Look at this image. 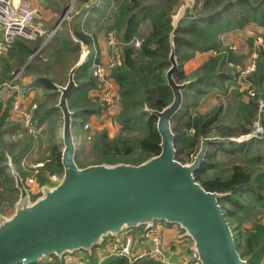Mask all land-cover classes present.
I'll use <instances>...</instances> for the list:
<instances>
[{"label":"trees","instance_id":"obj_1","mask_svg":"<svg viewBox=\"0 0 264 264\" xmlns=\"http://www.w3.org/2000/svg\"><path fill=\"white\" fill-rule=\"evenodd\" d=\"M151 1L154 3H149V0H115L116 9L112 13V20L105 25L106 30H113L118 39L116 51L118 61L111 71V76L118 84L119 110L114 121L119 124L120 130L112 139L104 132L96 136L93 141V147L98 153L96 162L138 163L159 151L156 117L144 107L160 109L172 97L170 87L166 83L165 70L169 66V34L173 28L174 15L171 13L170 0ZM171 1L174 3L176 0ZM245 2L250 5L246 7L247 9H253V14L264 17V0H196L195 16L182 17L176 25L174 42L179 66L174 75L178 81L192 79L183 91L182 107L172 119L176 155L196 152L199 138L212 133V128L215 133L219 132L213 125L216 114L214 111L204 114L195 112L193 115L183 112L188 107L197 106L200 97L207 91L203 84L218 82L222 87V82L231 79L234 74L224 65L225 53L211 56L199 69L189 74L184 73L181 64L193 56L196 50H220L219 31L222 26L227 25L231 16L237 15L238 18L241 16L240 4L244 5ZM142 19L148 20V25L143 29L140 22ZM73 21L75 23V20ZM74 23L71 27L67 26L65 30L57 32L51 41L40 47L25 68L49 96L36 114L39 123L46 119L49 125H52L54 123L51 121L52 114L58 112V108L51 101L58 91L52 83L54 79L47 74V59L41 54L48 49L50 54L60 60L68 52L79 53L80 43L73 39L72 34L84 43H91L90 36L78 30ZM134 37L143 38L139 48H135L131 42ZM41 41V36L35 40L15 36L7 46L5 63L7 59L23 63L39 47ZM262 56L256 62L255 70L248 76L251 84L257 86V95L241 105L244 125H240V132L243 133L251 131V122L259 112L257 98H264V88L260 86L264 79ZM75 80L77 87L69 96V106L73 111V118L78 117L84 122L89 115L99 112L102 107L99 100H91L87 96V90L97 84L89 63L84 62L76 70ZM3 108L6 109V106L0 102V110L6 111ZM4 116L5 113L0 117V124ZM260 121L264 126V113ZM190 129L193 131H189ZM228 132L227 130L225 134L229 135ZM26 142L23 146L25 149L30 146L29 140ZM210 146L211 149L207 151L203 163L195 171V177L206 189L226 193L219 198V202L233 229L239 252L248 264H259L264 255V222L260 219L253 220L252 229L242 240L240 228L243 217H250L264 209V165L261 153V148L264 149V135L241 142H217ZM5 147L8 145L2 138L0 128V162L5 158L2 152V148ZM48 150L53 160L44 163L43 168L60 174L62 166L59 162L57 144L51 140ZM219 154L240 155L242 160L222 169L219 168L221 167ZM5 167V164L0 163V176L4 173ZM42 180L43 176L40 174L39 181ZM13 191L17 192V189L7 188L4 184L3 191H0V201L12 202L17 197V193L12 194ZM89 257H91L89 264H138L124 256L109 255L102 261H95L93 254ZM53 258L57 264H62L56 256ZM32 264L49 263L38 261ZM139 264L163 263L152 258H143Z\"/></svg>","mask_w":264,"mask_h":264},{"label":"water","instance_id":"obj_2","mask_svg":"<svg viewBox=\"0 0 264 264\" xmlns=\"http://www.w3.org/2000/svg\"><path fill=\"white\" fill-rule=\"evenodd\" d=\"M195 2H181L183 17L195 16ZM172 24L169 66L165 70L171 100L160 109L144 107L156 117L159 151L138 163H76L69 96L77 87L75 72L84 63L82 51L68 70L66 82L55 84L59 93L56 107L61 113L59 179L52 184L41 183L39 193L32 196L7 156L18 196L9 214L0 213V264H32L43 256L61 257L80 249L90 252L108 237L131 228L150 227L156 220L177 224L180 236L190 240L200 264H248L219 202L226 193L206 189L196 179L195 171L209 145L241 142L259 134L250 131L239 136H201L190 161L176 158L172 119L182 107L183 91L191 80L175 78L179 66L174 42L177 23Z\"/></svg>","mask_w":264,"mask_h":264},{"label":"crops","instance_id":"obj_3","mask_svg":"<svg viewBox=\"0 0 264 264\" xmlns=\"http://www.w3.org/2000/svg\"><path fill=\"white\" fill-rule=\"evenodd\" d=\"M26 1L37 7L36 5L37 3H35L37 0H26ZM149 1H150L149 3H154L151 0ZM182 1L183 0H176L174 3L171 0L169 1L170 2L169 4H171V13L174 15L173 21H175L176 23H179L183 17L181 15V12L183 11V7H181ZM71 2H73V0H71ZM39 3H41L39 7L40 8L39 14H41L42 15L41 17L45 19H48L49 17L54 19V17L58 13L63 12V8H65L67 4L65 1L62 0H54V4H55L54 6H51V3H49L46 0H41L39 1ZM77 4H79L78 8L80 9V12L77 11L76 12L77 15L74 18L76 27L78 26V30L83 31L90 36L91 43H84V41L75 37L74 34H72L73 39L79 41L81 51L79 50L77 58L67 68L66 70L67 73L71 65L79 58L80 53L82 51L84 52L85 55L84 62L89 63V65L93 59L97 60L102 64H106L112 54V50L116 52L118 46L117 44L118 39L116 38L113 30H112L113 31L112 36L116 43L113 46L110 45L108 41V34L111 30L107 31L105 27L106 23L112 20V15H113L112 13L116 9L115 0H79ZM246 7H250V5L247 2H245L244 5L240 4L241 16L239 18L237 15L231 16L227 21V25L222 26V29L221 31H219L218 34V43H219L218 49L220 50H216V49L196 50L193 56L186 59L181 64V68L184 71V73L189 74L195 71L196 69H199L205 62L209 60L211 56H215L219 53H225L226 64L224 65L226 68H229L232 71V73H234L231 79L224 80L222 82L223 84L222 87H220L221 85H219L218 82H215L214 84H210V83L209 84L207 83L206 85L203 84V86L207 91L203 93V95L200 97L197 106L195 108L188 107L184 109L183 113L189 112L191 115H193L195 112L204 114L214 111L216 113L213 125L214 127H216V129L219 132L215 133L214 128H212L211 129V132L213 131L212 133L205 134L202 136H211V135L239 136L241 134H245L243 132H240V125H244L243 116L241 115V105L243 103L248 102L249 99L256 97L257 86L251 84L249 79L243 81L238 73L237 66L248 63L254 53H256L255 61L256 62L258 61L259 57H261L263 53L261 52L257 44V41L259 38H264V17H259L257 14H253L252 13L253 9L252 8L247 9ZM192 10L194 12V6L192 7ZM63 16L64 15L62 13L61 16L58 18L57 22H54L53 24L54 27L52 28L53 30H51L50 35L48 34L47 37L45 38L46 41L42 40L45 42L41 45V47L45 43L51 41V39L55 36L57 32L61 31L59 30L60 26L65 25L64 30L66 29L67 26L68 28L71 27V23H70L71 20L69 22H66L64 21L65 19H63ZM140 22L142 24V29L146 28V25H148L147 19H142ZM0 36L2 39L1 32H0ZM39 36L42 37V34ZM35 39H27V40H35ZM6 51L7 49L4 51L5 57H2L3 67L1 68L0 66V85H2V83L7 81L11 77L14 69L20 71V77L15 87L5 90L3 94L0 96V102L2 103V105L6 106V109L3 108L6 111L0 110V117L2 116L3 113H5V116L1 118L2 122L0 124V128L2 129V138L8 145V147L2 148V152L5 157L4 158L5 160L4 164L6 166L5 172L7 170V174L12 176L11 171L7 165V156L9 155L12 159V163L16 171L23 178L24 183H25L24 179H27L29 177H32L35 180V182L38 184L45 183L47 182V177L50 173H57V172H49L48 170L43 168L44 163L51 162L53 160V158H51L50 151L48 150V144L49 141L51 140L54 143H56L58 146L59 162H60L62 140H61V124H59V120H61V113L60 110L58 109L57 113L55 112L52 114L51 121L54 122L52 125H49V121L46 119L39 123L36 114L41 109L42 103L45 100H47L49 96H47V91L42 86H40L35 82L33 76L25 71L27 64L36 53L31 58H29L31 55L30 54L23 63H19L16 60H11V59H7V63H5L4 59L7 58ZM45 51L47 52L46 55H44L43 57L44 59H47V71H48L47 74L54 79V81H52L53 85L55 86V84H64L67 80V76L63 83L58 79H56L57 76H55V73L58 72V70L60 71L59 67L62 60L55 58V56L49 53L48 49H46ZM262 59L264 66V55L262 56ZM213 82L214 81H212V83ZM109 86L107 87H109V89H112L113 91L118 90V84L116 83V81L112 76H110L109 78ZM260 86L264 88V79L261 82ZM252 91L254 92V95L251 94ZM99 93L100 91L97 90L95 86H92L87 90V96L91 100H97V98L99 97ZM231 95H234V97L236 98L235 100L236 107L234 108L236 111L234 112L233 117H230L227 120L224 119V117L226 116L227 113H230L233 110V108H230L228 111L226 110V106H227L226 99H228ZM58 96L59 93H57L51 100L53 101L55 106L58 100ZM15 99L20 100L22 107H26L32 102H35L37 104V107L34 112V117H35V123L39 128V131L36 133V135L28 133L21 126L18 113L12 109V102ZM257 101L259 103V112L254 117L252 122L255 119H258L260 121V117L262 113H264V98L258 97ZM261 103L263 104V106L260 105ZM89 119L91 120L92 127L94 125H97L94 123L102 122V120L100 121V117L98 113H92L91 115H89V117L86 120H84V122H82L81 119L78 117L73 118L72 131L75 138L77 149H78V144H80L79 142H82L81 140L85 138L84 135L89 131V129L85 130L83 128V124L86 121L89 122ZM227 130L229 131L228 132L229 135L225 134ZM58 136L59 139L57 138ZM27 140H29L30 146L28 145L25 149L23 146L25 143H27L26 142ZM209 149H211L210 145L208 147V150ZM36 151L41 152L38 155L39 158L33 162H27L26 160L29 154L30 153L34 154ZM27 169L31 173L28 177L25 176L23 177V172ZM40 174H42L43 176L42 181H39ZM6 187L12 188L14 187V184L12 186L6 185ZM0 191H3V185L1 183H0ZM17 196H18V192H17ZM12 203L8 206L9 203L7 201L1 200L0 213L3 214L10 213L13 209ZM6 206H8L7 207L8 211H4ZM261 221L264 222V219L262 218ZM142 228L143 226L136 227L135 230L137 229L139 231ZM153 228L159 234L161 239V247L167 253H169L172 256H175L179 253L188 252L186 239L179 238L181 229L178 227L177 224L169 223L164 220H156L153 222ZM107 244L105 245L106 247ZM147 245H148L147 241H142L137 236L134 244V253L137 254L138 252L142 251L143 249H145V247H147ZM97 247L98 246H95V248ZM143 258H149V257L143 255L136 259H132V258H128V259L132 262H136L139 264L140 260ZM259 264H264V255L261 257Z\"/></svg>","mask_w":264,"mask_h":264},{"label":"built area","instance_id":"obj_4","mask_svg":"<svg viewBox=\"0 0 264 264\" xmlns=\"http://www.w3.org/2000/svg\"><path fill=\"white\" fill-rule=\"evenodd\" d=\"M39 14V9L27 2L26 0H0V32L2 39H0V50H6L12 38L20 35L27 39H35L43 33L42 28L35 21ZM112 31V30H111ZM108 34V41L111 46L115 45L113 38V31ZM143 41L142 37H134L131 42L135 48H139ZM257 44L264 55V38H259ZM256 53H254L248 63L237 66L238 73L243 81L248 79V76L255 69ZM116 52L112 50V54L106 64H102L93 59L90 63L92 75L96 78L97 84L95 88L100 91L97 100L100 101L102 107L98 113L100 120L108 121L114 119L117 105H119V92L109 89V78L113 67L117 64ZM20 77V71L14 72L11 77L3 83L0 89V96L5 90L13 88L17 85ZM109 86V87H107ZM24 89V87H23ZM254 95V92H251ZM263 106V104H260ZM37 107L35 102L30 103L26 107H22L20 100L15 99L12 102V109L18 113L21 126L33 135L39 131L35 123L34 112ZM119 107V106H118ZM108 117L107 119H104ZM255 131L259 135H264V127L257 119L254 121ZM92 126L91 120L83 124V128L90 129ZM193 131V129H190ZM89 132V131H88ZM87 132V133H88ZM85 137L89 138V134ZM59 173H50L47 177L48 183H55L59 179ZM26 187L32 196L39 193L40 184L36 183L32 177L25 180ZM137 236L142 241H147V247L137 254L134 253V244ZM185 238L188 246L187 253H179L175 256L170 255L161 247V239L159 234L154 230L153 225L150 227L135 230V228L127 229L116 237H108L104 240V244L100 251L106 255L124 256L127 258L136 259L143 255L149 258L156 259L163 264H200L195 251L191 247V242L187 237ZM110 240V241H108ZM108 241V244L106 243ZM107 244V247L105 246Z\"/></svg>","mask_w":264,"mask_h":264},{"label":"rangeland","instance_id":"obj_5","mask_svg":"<svg viewBox=\"0 0 264 264\" xmlns=\"http://www.w3.org/2000/svg\"><path fill=\"white\" fill-rule=\"evenodd\" d=\"M39 1H41V0H39ZM39 1L37 0L35 2V3H37L36 5H37L38 8L40 7V4H41V3H39ZM46 1L51 3V6L55 5L54 4V0H46ZM62 1H65L67 3L65 8H63V12H62L63 15H64L63 19H65L64 21H66V22H69L71 20L70 23L73 25V23H74L73 20H74L75 16L77 15L76 12L77 11L80 12V9L78 8L79 4H77L79 2V0H75V1L73 0V2H71V0H62ZM39 10H40V8H39ZM62 13H58L54 17V19L51 18V17H49L48 19H45V18L41 17L42 16L41 14H39L35 18V21L38 23V25L43 30V33H42V38L43 39L42 40L46 41L45 38L47 37L48 34L50 35V31L53 30L52 28L54 27V25H53L54 22H57L58 18L61 16ZM64 27H65V25L60 26L59 30H62V29L64 30ZM0 39H1V36H0ZM42 42H44V41H42ZM4 51L5 50H0V66H1V68L3 67V58L2 57H5L4 56ZM46 52L47 51H45V52H43L41 54L42 57L44 55H46ZM77 56H78V53L76 51H71V52H68L61 59L62 61L60 63V67H59L60 71L58 70V72L55 73V76H57L56 79H58L62 83L65 81V78L67 76V74H66L67 71L66 70L69 67V65L77 58ZM16 71L17 70L14 69L12 74L14 72H16ZM2 86H3V83H2V85H0V89L2 88ZM235 100H236V98L234 97V95H231L228 99H226V105H227L226 106V110L228 111L230 108H233V110L230 113H227L226 116L224 117V119L228 120L230 117H233L234 112L236 111L234 109L236 107L235 106L236 105ZM118 106L119 105H117V109H116V113L115 114H117V112L119 110ZM107 118L108 117H106L104 119H107ZM256 120L257 119H255L254 121H256ZM254 121L251 123V131H253L255 129ZM59 124H61V120H59ZM94 124H97V125H94L93 127L91 126L90 129H89V132L87 133V134H89V138L85 137L83 140H81L82 142H79L80 144H78V149L75 151V161H76V163L79 166H83V165H86L88 163H93V162H96V160H98V153L93 147V141H94V139L96 138V136L99 133L104 132L110 139H112V138H114V137H116L118 135V132L120 130L119 129V124L116 121H114L113 118L108 120V121H103L102 120V122H98V123L96 122ZM57 138L59 139V136ZM40 153L41 152H39V151H36L34 154L30 153L26 161L27 162H33V161L37 160L39 158L38 155ZM194 153L195 152L192 151L191 153H189L187 155L178 154V155H176V158L178 160H180L181 162H188V161H190L192 159ZM261 153H262L263 159H264V149L263 148H261ZM218 159H219V162H220L219 166H221L219 168H222V169H226V167L229 164L233 163V162H236V161L240 162L242 160L241 156L240 155H236V154H234V155L219 154L218 155ZM0 163L4 164L5 160L2 159ZM262 164L264 165V160L262 161ZM4 173L6 174V176H5ZM4 173L1 174V176H0V183L2 185L5 184V185H8V186H12L14 184L13 177L8 175L7 174V170L5 172V169H4ZM30 173L31 172L27 169V170H25L23 172V176L28 177L30 175ZM24 180H26V179H24ZM16 193H17L16 191L12 192V194H14V195H16ZM12 202H8L9 203L8 206ZM8 206H6L5 209L3 208L4 211H8L7 210ZM262 218L264 219V209L262 211H259V212L255 213V214L251 215L250 217L249 216L243 217V219H242L243 221L241 222V228H240L241 229V235H240L241 239L240 240H242L243 237L245 236V234L249 230L252 229L253 220H255V219H261L262 220ZM108 241H110V240H108ZM108 241H106V243H108ZM102 243L97 245L98 246L97 248H95V246L92 247L90 252L80 249V250H75V251L70 252V253H65L61 257H57V258H58L59 261L62 262V264H89V262H90L89 259L91 258L89 256L91 254H93L95 261H97V260L98 261H102L103 259H105V257L109 256V255L103 254L104 252L100 251V248H102V246L104 244V243L103 244ZM53 256L54 255L43 256V257H41V259L39 261L42 262V263L57 264V262L53 260L54 259Z\"/></svg>","mask_w":264,"mask_h":264}]
</instances>
